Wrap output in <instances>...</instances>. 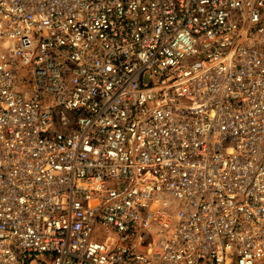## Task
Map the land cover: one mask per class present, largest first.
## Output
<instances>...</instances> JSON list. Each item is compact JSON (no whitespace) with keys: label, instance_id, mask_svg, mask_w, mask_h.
<instances>
[{"label":"built area","instance_id":"obj_1","mask_svg":"<svg viewBox=\"0 0 264 264\" xmlns=\"http://www.w3.org/2000/svg\"><path fill=\"white\" fill-rule=\"evenodd\" d=\"M0 264H264V0H0Z\"/></svg>","mask_w":264,"mask_h":264}]
</instances>
